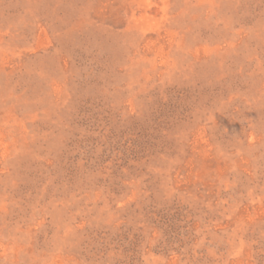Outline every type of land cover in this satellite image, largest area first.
Listing matches in <instances>:
<instances>
[{
	"label": "rangeland",
	"instance_id": "rangeland-1",
	"mask_svg": "<svg viewBox=\"0 0 264 264\" xmlns=\"http://www.w3.org/2000/svg\"><path fill=\"white\" fill-rule=\"evenodd\" d=\"M0 264H264V0H0Z\"/></svg>",
	"mask_w": 264,
	"mask_h": 264
}]
</instances>
